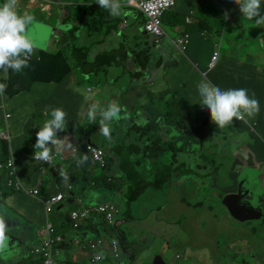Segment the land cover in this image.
<instances>
[{"label":"crops","instance_id":"0c3cea01","mask_svg":"<svg viewBox=\"0 0 264 264\" xmlns=\"http://www.w3.org/2000/svg\"><path fill=\"white\" fill-rule=\"evenodd\" d=\"M18 1V13H28L35 17V21L27 28V33L35 45L33 53L44 51L40 49L44 43H48L49 46L53 45L55 53L44 52L53 55L61 54L65 63L71 69V73L63 81L50 84L53 87L49 96L51 99L49 102L50 108L48 109L47 118L42 124L50 119L51 109L62 108L67 113L65 118L69 135L67 137H77L79 146H83V142L87 140L93 142V138H101L105 141L103 146L106 155L111 153L112 156L121 159L120 155L123 156L124 152L135 150L136 142H132L130 137L132 130L135 128L140 129L146 137L153 136L154 128L157 129L156 121L158 119L159 128L164 127V122L177 127L176 131L173 128H169L168 131L159 130L165 142L170 139L173 141L174 137L180 138L181 135H184L186 143L193 140L187 139L185 133L173 121H167L166 115H168V112H172L174 115L182 116L184 109L188 107V97L192 96L200 99L197 85L201 81H208L207 74L217 65L212 67L210 64L211 47L209 42L205 41L207 40V34H204V29H210L213 24H222L224 11H227L230 17L233 13H237L242 18V22L256 34L248 43L242 59L236 62L226 58L223 62L227 65L226 68L234 70L235 83L238 82L239 77H243L250 97L253 96V93L254 98L264 96V26L257 27L254 20L244 17L239 10V5L234 3L233 0H184L181 3H179L180 0H175V7L165 13L163 18H171L172 20L180 18L185 21L189 19V26L194 27V31H196L194 36L201 35V37L189 38L184 50L169 45L164 38L156 39L155 43L154 39L151 38L152 48L148 50V60L144 56V50L135 40L133 31L127 30L128 26L121 23V20L127 16L128 8L123 6L125 0H122V14L116 17L100 8L96 0H84L82 5L76 6L73 19L80 24L87 25V17L92 18L94 14L98 16L90 24L91 30L87 35V39L81 37L80 46H74L73 44L76 27L69 24L66 18L59 22L57 15L61 11L58 5L53 8L57 26L54 28L53 35L49 38L46 28L39 22L38 15L41 16L43 21L51 20L54 17L44 16L36 4V0ZM261 11L264 13V0H262ZM213 35L212 31V37ZM198 62L205 64L204 69L200 68ZM250 63L254 67L249 65ZM8 78L7 73L2 82L7 81ZM22 90V88H18L17 94ZM149 95L153 98V102ZM13 96L5 95L4 97V104L11 117L6 120L3 111L0 110V126L4 128L8 122L9 131L12 134L15 163L21 180L28 187H39L40 197H44L66 185L70 179V163L78 156L77 153L72 156L70 146H65L66 142L62 141L57 145V157L52 163L42 164L36 161L33 157L34 150L27 149L26 145L30 139L36 140L34 132L42 124L32 122L30 126L24 127L22 119L14 118ZM112 102L121 105L124 114L113 125L114 132L111 134V138L108 139L99 130V111L92 123H89L86 111L91 104H98L102 109V107H106ZM157 110L164 112L165 115L161 117L156 115ZM187 110L195 111L194 109ZM138 117H141V122L137 123L132 120V118ZM144 118L146 122L143 120ZM124 119L129 120L130 142L127 146L118 141L120 137L124 136L121 126ZM147 124L150 126L144 127ZM109 127L112 129L110 124ZM259 128L262 132L261 137L254 132V128L249 129L245 126L247 131L242 133V137L239 135L238 138H230L227 142H225L226 136L224 134H218V130H211L214 137L217 135L222 136L223 141L220 143V149L217 152H225V159H221V164L211 169L210 178H213L214 172L222 167L226 161H231V169L236 166L240 168L238 181L234 184L230 193L231 196L228 199V208H226L230 217L239 223L257 221L263 215L264 124ZM13 130L17 131L15 138L12 133ZM22 130H28L31 138L20 136ZM146 137L140 138L138 142ZM214 137L206 139L204 145L207 147L215 145ZM4 142L0 138V156L2 158H6V156H2ZM189 156L192 157L190 160L188 158L186 160L180 159L177 165H171L172 171L180 175L182 180L184 177L181 174L184 172V168L196 161L194 155ZM128 159L131 158L128 156ZM116 169L121 173L120 177L115 176L114 171ZM61 171L66 172L67 182L63 181L60 175ZM111 171L115 181H119L123 188L116 192L111 200L97 194L95 191L85 190L83 193L87 194V197L83 198V204L94 206L97 205L96 202L114 203L113 200L119 198L124 205L115 204L119 208L126 209L121 212V215L132 220L130 202L135 200L137 196L130 193L126 197L125 194L134 180L128 176L119 164L111 167ZM0 172H2L0 173V217L5 220V232L19 235V242L16 246L17 251L5 258L0 256V264H33L39 255L32 253L31 249L39 245L44 236L42 231L45 224V205L41 200L27 193L14 194L16 191L9 189L6 185L7 178L1 180L4 171ZM23 178L27 179L23 180ZM123 179L127 180L125 184L122 183ZM168 201L172 203L174 208L181 209L178 204L169 199ZM77 205L75 201L65 208L68 212L70 208ZM34 218H36V221L32 222ZM89 220L90 218L83 223L81 222L77 229L69 227L67 232H65V228H59L57 221H54L57 231L66 238L65 241L57 245L55 252L56 264H77L79 262L74 256L69 261L67 254L68 242H74L75 244L82 242L84 244L99 238L105 243V257L111 256L107 249L108 241L106 237L114 238L112 232L108 231L105 225ZM117 223L122 224L127 223V221L122 218ZM150 228L152 229V226ZM237 246L244 249L247 246L246 239L242 240ZM87 256L88 253H84L86 260ZM249 257L245 259L243 264H264V258L260 256L258 250H255L254 254ZM134 259L135 256L130 254L128 255V261L123 264H130Z\"/></svg>","mask_w":264,"mask_h":264},{"label":"rangeland","instance_id":"374dc122","mask_svg":"<svg viewBox=\"0 0 264 264\" xmlns=\"http://www.w3.org/2000/svg\"><path fill=\"white\" fill-rule=\"evenodd\" d=\"M57 1L59 3L66 1L67 6H62L61 8L66 11V21L76 27L73 44L74 46H80L81 37L87 39V35L91 30L90 24L98 18L97 14H94L92 18L86 16L88 20L87 25L80 24L74 21L73 16L76 6L82 5L84 0ZM183 1L180 0L179 3ZM56 8L58 9L57 6ZM38 19L40 24L46 28L50 38L53 35L54 28L57 26V19L52 18L51 20L43 21L40 15H38ZM227 19L229 21L226 24L234 26V22L229 18ZM124 20L126 26H128L127 30L133 31L134 38L140 46L142 48L150 46L151 37L148 35L143 36L142 30H140L143 27L142 17L132 9H127V16ZM162 31L165 37L170 40L177 39L181 34L180 30L176 31L172 29L166 22L162 24ZM233 38V35L230 34L225 39L232 43ZM167 39L165 40L167 41ZM222 40L218 41V45H221ZM247 46L248 44L243 47V51H245ZM40 49L55 53L54 46H49L48 43L42 44ZM219 50L222 53L223 48ZM198 65L202 69L205 67L203 62H198ZM52 89L53 87L49 84L38 83L34 84L29 90H22L20 93L15 94L12 98L14 118L22 119L24 127L30 126L32 122L42 124L47 118L48 109L50 108L49 102L51 99L49 96ZM149 98H151L150 95ZM151 99L153 102V98ZM187 101L188 107L184 109V112L186 109H196L198 104L197 98L188 97ZM156 115L161 117L165 113L157 110ZM174 117L175 115H173ZM132 120L139 123L141 122V117L132 118ZM143 120L146 122L145 118ZM158 122L159 119L156 121L158 131H168L169 128H173L174 131L177 130L176 126L167 124L166 122H164L163 128H159ZM121 126L124 136L120 137L118 141L127 146L130 142L129 120H122ZM148 126L150 125L147 124L144 127ZM254 132L260 137L262 136L258 125L254 126ZM12 133L15 138L17 131L13 130ZM211 134L212 131L206 129L203 135L194 137L188 143H186L184 135H181L182 137L180 138L173 136L174 140L170 147L167 146L169 141H164L166 145L160 146L162 149L165 148V151L160 154V163H155L152 156L150 160L152 161V170L155 169V171L153 174L147 171L149 174H152V182L156 180L159 182L158 189L146 186L142 180H137L138 183L135 187L139 188L140 191L137 194V198L130 202L132 220L122 223L117 227L119 256L117 259L105 261L103 264H123V262L128 261V255L130 254L135 256V259L130 264H149L155 256L160 257L163 262L162 264H214L218 260H222V264H236L242 258H247L255 250H258L260 256L264 258V208L262 210L263 215L259 220L239 223L230 217L221 204L225 192L232 190L235 182L238 181L240 168L236 166L234 169H231V161H226L217 170L215 177L206 178V184L203 186L193 183L194 174L192 172L184 174L188 177L186 183L182 187L174 188L173 195L176 198L183 196L186 200V207L182 209L170 208L172 203L166 199L164 177L168 173V166L177 165L180 159L186 160L188 158L190 160L192 157L189 155L193 154L192 151L201 152L202 154L203 151H200V146ZM20 136L28 139L31 138L28 130H22ZM130 137L132 142L136 143L135 150L128 153V156L136 168L141 170L143 174H147L144 168L147 159L142 155H138L139 158H135L136 154H134L135 151L142 150L144 139L139 142L138 140L146 137V135L140 129L135 128L130 133ZM149 140L151 143L153 140L152 135L149 137ZM214 141L216 144L211 146V150H219L220 143L223 141L222 136H215ZM104 142V139L93 138V143L106 151L103 146ZM212 158L208 159L207 167L204 166L200 157L197 159V164L209 169L211 166L217 165L221 157L213 155ZM193 163L187 168H193ZM114 173L116 177L121 176L118 169ZM26 179L23 178V180ZM126 182V179L122 180V183L125 184ZM14 194H24V192L16 191ZM147 198L149 200L152 198V203L151 201H147ZM113 202L124 205L120 202L119 198H115ZM197 204L198 206H195ZM125 210L124 208H120L121 212ZM122 218L126 219L125 216L120 215L119 219ZM35 221L36 218L32 219V222ZM150 226H152V229ZM244 239L247 241V246L244 249H239L237 245ZM107 241L110 243L111 238H107ZM82 247V245L75 244L74 242H68L67 254L69 261L74 256L79 261L77 264H89L84 258V253L88 252L87 250H83ZM14 250L12 247L2 256H9Z\"/></svg>","mask_w":264,"mask_h":264},{"label":"trees","instance_id":"16d2710c","mask_svg":"<svg viewBox=\"0 0 264 264\" xmlns=\"http://www.w3.org/2000/svg\"><path fill=\"white\" fill-rule=\"evenodd\" d=\"M222 16V24H213L210 29H204V34H207V40L205 41L209 42V46L211 47V54H213V52L215 51V46L218 45V41L220 39H223L221 45H218L223 48V51L222 53H220L216 67L207 74L208 82H210L214 86L219 87L222 90L238 88L247 89L243 77H239L238 82L235 83L234 70L232 68H226L227 65L223 62V60L228 58L237 62L242 59L244 56L243 47L246 44L250 43L256 33H254L252 29H250L242 22V18L237 13H233L231 17L229 16V14L225 15L223 13ZM227 18L234 22V26L226 24V22L229 21ZM163 22H166L173 29H181L183 31V34L185 33L189 35L190 39L201 37V35L194 36V34L196 33V31H194V27L188 26L185 23L184 19L179 18L176 20H172L171 18H163L162 23ZM212 31L214 34L213 37ZM230 34H232L234 37L232 43L225 39ZM32 56L33 60L29 64L28 68L25 69V71L19 73H10L9 78L7 79V81H5V83L7 84L6 90L3 95H0V110L3 111L4 115L9 114L6 109V105L4 104L5 95L12 96L17 94L18 88H22L23 90H29L32 84L43 83L50 85L52 83L61 82L71 73V69L67 66L61 54L53 55L41 51L37 53H32ZM144 56L147 60L149 59V53L147 50H144ZM60 65L62 66L59 68ZM249 65L254 67V65L251 63ZM221 71H223L224 73ZM255 99L259 101V112L257 114L251 117L245 116V118L241 120H236L235 118H233L232 123L226 126L225 128H218L217 125L211 120L207 108L202 105L200 106L199 103L197 104L196 109H194L197 113L195 120H188L180 115H175V117L173 118L174 114L172 112L167 113L168 115H166V120L173 121L177 126L180 127V130L184 132L185 135L188 134L191 137L203 135L206 132V129L218 130V134H224L226 136L225 142H227L230 138H238L237 136L239 135L240 137H242V133L247 131V129H245V126L251 129L254 128V126H257V124L258 126H262L264 124V96L261 95L256 97ZM200 107H202L204 110L201 111ZM213 137L214 133H212L208 138L212 139ZM0 138L5 141L2 156H13L14 153L12 143L2 138L1 136ZM35 142V139H30L29 143H27L26 145V148L34 150L33 146ZM172 142L173 141L170 139L169 144H167V146L170 147ZM165 145L166 144L163 140V136L159 133L156 128H154V135L151 143L149 137H146L143 141L142 150L134 152V154H136L135 158H139L138 155H142L147 159L144 166L146 172L148 171L152 172V174L154 173L155 169L152 170V161L150 160V158H152L153 156L155 163L159 164L160 154L165 151V148L162 149L160 146ZM84 146L85 145L81 146L77 150L78 158H76L70 163L71 188L67 190L65 187L61 188L62 191L66 190L64 192L65 196L62 200V203L60 204L61 209L57 210L54 214L55 220L57 221V226L59 228H65V232H67L68 228L72 226V222L69 218L67 210L63 208V206L65 203L71 200V195H81L82 198L85 199L87 197V194L83 192L85 190H92L95 191L97 194L102 195L106 199L111 200L115 193L123 188L120 185L119 181H115L114 176L111 174V167H114L117 164L121 165L122 169L126 171L128 176L132 180H134L131 182V184L126 190V197H128L130 193H133L137 196L138 192L140 191L139 188L135 187V185L138 183L137 180H142L144 182V185L152 186V188L154 189H158L159 186V182L157 180L153 182L151 181L152 174H149L148 172L147 174H143L141 170L136 168L132 160L128 159V153L134 150L124 152L123 156L120 155L121 159H119L117 156H112L111 153L109 155H106V166L104 168H99L97 164L91 162V156L84 149ZM200 151H203V153L201 154V152L197 153V151H192L193 154L191 155L195 156L196 161L193 165V168H187L189 165L184 168V172L181 174L184 177L183 180L180 178V175L172 171L171 165L168 166V173L164 177L166 199H169L170 201L178 204L181 209L187 206L186 200L183 196H180L179 198L174 197L173 191L174 188L182 187L186 183L188 177H186L184 174L187 172H192L194 174L193 183L203 186L206 184L205 179L210 178L211 169L219 166L221 164V159H225V155L223 153L218 154L217 150L212 151L211 147H207L204 145V142L200 146ZM85 154L88 157L87 161L81 165H78L77 160L81 159V157ZM213 155L220 156V162L217 163V165L211 166V168L206 169L204 166L207 167L208 159L212 158ZM199 157L201 158V161L203 162L204 166H199L197 164V159ZM5 178H7L6 171L3 172L1 180H4ZM146 200L151 201L152 203V198L151 200H149V198H147ZM100 203L101 202H96V204ZM195 206H198V204ZM222 206L226 209L225 205L222 204ZM170 208L176 209L172 205L170 206ZM124 220L127 222L130 221L129 218H126ZM89 221L106 225V222L104 221L103 217L99 215L92 216ZM107 229L112 233L114 232V228L112 226H107ZM107 238L111 237H106V239ZM239 249L241 248L239 247ZM253 254L254 251L252 254L250 253L248 257ZM245 259L246 258H242L239 264H243L245 262ZM108 260H111V258L109 256H106L103 260V263ZM220 262L223 261L218 260L214 264H218ZM33 264H42L41 256L36 257Z\"/></svg>","mask_w":264,"mask_h":264},{"label":"clouds","instance_id":"9594fccd","mask_svg":"<svg viewBox=\"0 0 264 264\" xmlns=\"http://www.w3.org/2000/svg\"><path fill=\"white\" fill-rule=\"evenodd\" d=\"M18 2H19L18 0H3L0 2V95L4 94L6 87H7V84L5 82H2L3 78L6 77V74L8 73V75H10V73H19V72L25 71V69L28 68L29 64L33 60L32 53H33L35 45L33 43V40L30 38V36L27 33V28L30 24H32L35 21V17L28 13H24V14L18 13L17 11ZM233 2L239 5V10L244 17L252 21L254 20L255 25L257 27L264 26V13H262L261 11L262 0H233ZM96 3L99 5L100 8L106 10L113 17L119 16L122 14V0H96ZM36 4L39 6V9L42 12V14H44V16L54 17V18H55V12L53 8L55 7V5H58L61 11L57 15L59 22H61L63 19L66 18L65 17L66 11L62 10L61 8L62 6L64 7L67 6L66 1L59 3L57 0H36ZM128 9H132V8H128ZM223 13L225 15L228 14L227 11H224ZM186 21L185 23L189 26V19H187ZM140 30L143 31L142 28ZM175 30L176 31L180 30L181 31L180 36L183 35V31L181 29L175 28ZM146 35H143V36H146ZM164 39H167V38L165 37ZM175 41L167 39V42L169 43V45H172V43H174ZM151 48H152L151 41H150V46L148 47L146 46L144 48L141 47L142 50H147V51L150 50ZM197 90H198V94L201 99V100L198 99V103L200 104V106L202 105L207 108L210 114L211 120L217 125L218 128H225L226 126L230 125L233 121V118H235L236 120H241V119H244L245 116L251 117L259 112V101L254 98V93H253V96L250 97L248 94V90L245 88L222 90L219 87L212 85L208 81H201L197 85ZM200 110L202 111L204 109L200 107ZM98 111H99L98 117H99V122H100L99 130L105 138L110 139L111 134H113L114 132L113 125L115 124L116 121H118L121 118V115L124 114L123 107L119 105L117 102H112L108 106L102 107V109L100 108L98 104H95V103L91 104L86 111V115H87L89 123H92L95 121ZM100 116H101V120H100ZM65 118H66V112L62 108H59V107L53 108L50 111V119L46 120L42 124L41 127L35 130L34 133L36 135V142L33 146L34 147L33 157L36 161L42 164H48V163H52L54 159L57 157V149H56L57 145L60 142L62 141L66 142L67 139H69L67 137L69 136L68 133L66 134L63 140L57 138V133L59 131L65 130L67 127V122ZM109 124L112 127V129H110ZM11 143H12V140H11ZM72 143L73 142H70V149L74 148L73 154H75L77 153V150L81 146H79V144L76 146H73ZM88 144H92L102 149L103 156L97 159L91 158V162L97 164L99 168H104L106 166V160H105L106 153L104 149L98 146L97 144L95 145L92 141L87 140L83 144L85 145L84 149L87 152L88 150L86 149V145ZM49 145H51V147ZM2 159H5V158H2ZM87 159L88 157L85 154L81 157V159L77 160V164L81 165L85 163ZM0 171H5V170H0ZM17 173L19 176L18 169H17ZM60 175L63 181L67 182L68 176L66 172L61 171ZM216 175H217V170L214 172L213 177H215ZM7 179H8V174H7ZM7 179H6V185H7ZM67 183H70V179ZM23 184L26 186L24 182ZM7 187L13 191H19V190H14L10 188L8 185ZM26 187L28 189L38 188L40 190L39 187H28V186ZM64 187L66 188V185ZM59 190L62 191L61 189H58L57 191ZM66 190L62 192H65ZM57 191L54 193L47 194L46 196L55 194L57 193ZM230 191L232 190H227L225 192V195L230 194L228 193ZM19 192L27 193L25 191H19ZM70 197H71V200L65 203L63 208H65L66 206L69 207L75 201L77 202V199H80L83 202V198L81 196L71 195ZM61 203L62 201L57 206L56 211L61 209V206H60ZM100 204L102 207V211L98 215L103 217L104 221L106 222V225H105L106 227L112 226L114 228V232L112 233L114 238H111V241H115L117 243V253H118L119 245L117 242V234H118L117 227L120 224H118L117 222L121 220L119 219V216L121 215L120 208L115 203H111V202H103ZM94 206L87 205V207H94ZM76 207H78V205L70 208L67 212L68 215H69V211ZM56 211L54 212V214L56 213ZM54 214L52 217H53V220L56 221ZM45 222H46V212H45ZM44 227H45V224H44ZM73 229H77V228H73ZM5 231H6L5 220L3 217H0V250H3L6 247V241L8 238L5 235ZM61 235L63 236V241H65L66 238L64 237L63 234ZM44 238H45V235L43 236V239ZM96 240H101L103 242V249H104L105 247L104 241L99 238ZM89 242H86L84 244L82 242H79L78 244L82 246H87ZM109 244L110 243H108L107 245V249L109 247ZM34 248L31 249V252ZM83 250H87V249H83ZM110 258L111 260H113V259H117L118 257L114 258L111 255ZM104 259H105V255L103 253V259L97 264L103 263ZM87 260L89 261V252H88Z\"/></svg>","mask_w":264,"mask_h":264},{"label":"built area","instance_id":"2783aa9c","mask_svg":"<svg viewBox=\"0 0 264 264\" xmlns=\"http://www.w3.org/2000/svg\"><path fill=\"white\" fill-rule=\"evenodd\" d=\"M1 1L3 0H0V2ZM123 5L125 7L134 9L136 13L142 16V29L148 36L154 39V43L156 39L165 38V35L162 31L163 17L165 13H168L175 7V0H125ZM121 23L126 26L124 19L121 20ZM189 38V35L184 33L178 40L172 43V45L184 50ZM220 48L221 47L218 45L215 46V51L213 52L210 61L212 67L215 66L219 60L218 58L220 56ZM10 117V114L5 115L6 120H8ZM0 136L11 143L12 134L9 131L8 122L4 128L0 129ZM86 149L88 150L92 159H97L103 156L102 149L97 146L88 144L86 145ZM70 151L73 156L74 148H71ZM0 170H5L7 172V185L10 188L19 191H25L35 197H38L44 203L46 222L43 234L45 235V238L39 246L32 250V252L42 256V264H56L55 252L57 250V245L63 241V236L57 232V228L52 216L59 203L63 200L65 196L64 192L59 190L55 194L40 197V190L38 188L28 189L18 176L14 156L6 157L5 159L0 157ZM66 188H71V184L67 183ZM77 203L78 207L69 211V218L72 222L73 228H78L81 222L83 223L93 215L100 214L102 211L101 204H98L94 207H87V205L83 204L80 199H77ZM83 249L88 250L89 262L91 264H97L103 259L104 249L103 242L101 240L90 241L87 246H83ZM108 249L114 258L118 257L117 243L115 241L110 242Z\"/></svg>","mask_w":264,"mask_h":264},{"label":"water","instance_id":"95a60500","mask_svg":"<svg viewBox=\"0 0 264 264\" xmlns=\"http://www.w3.org/2000/svg\"><path fill=\"white\" fill-rule=\"evenodd\" d=\"M143 35H146V33L144 31H142ZM68 133V128L66 127L65 130L63 131H59L57 133V138L58 139H64V137L66 136V134ZM70 142H73L72 145L76 146L78 145V141H77V137L73 136L69 139H67L65 146H70ZM51 147V145H49ZM231 195L230 194H226L223 199H222V204L225 205L226 208H228V199ZM5 235L7 236V241H6V247L3 250H0V256L3 257L2 255L9 249H11L12 247L15 249L13 252L17 251V244L19 242V235H14L8 232H5ZM7 257V256H5ZM3 257V258H5ZM162 260L160 259V257L155 256L153 258V261L151 264H162Z\"/></svg>","mask_w":264,"mask_h":264},{"label":"flooded vegetation","instance_id":"af4514ba","mask_svg":"<svg viewBox=\"0 0 264 264\" xmlns=\"http://www.w3.org/2000/svg\"><path fill=\"white\" fill-rule=\"evenodd\" d=\"M196 115H197V113H196V111H190V110H187V111H185L184 113H183V115H182V117H184V118H186V119H188V120H195L196 119ZM210 130H212V129H210ZM186 138L187 139H194V137H191V136H189L188 134L186 135ZM218 154H224L225 155V152H222V151H219V152H217ZM228 193H231V191L230 192H228Z\"/></svg>","mask_w":264,"mask_h":264}]
</instances>
